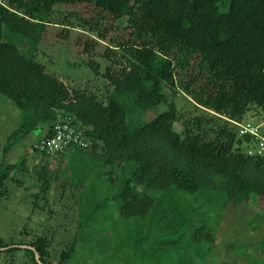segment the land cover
Segmentation results:
<instances>
[{"label":"trees","instance_id":"obj_1","mask_svg":"<svg viewBox=\"0 0 264 264\" xmlns=\"http://www.w3.org/2000/svg\"><path fill=\"white\" fill-rule=\"evenodd\" d=\"M8 2L0 4V96L19 115L1 148L0 202L8 193L7 174L23 163L10 160L11 150L37 129L44 132L33 144L50 134L60 113L73 116L92 141L52 157H68L70 182L80 188L77 229L60 264L126 237L102 225L109 208L137 230L135 240L120 239L136 247L131 256L152 264H212L216 234L231 206L258 201L261 211L249 227L264 224V152H248L256 138L241 134L237 124L253 106L264 114V0ZM57 4L83 5L91 17L78 18L99 29L101 39L126 18L127 35L110 38L105 51L120 64L117 70L107 66L114 87L104 98L88 86L69 85L35 58L48 26L60 23L53 17ZM16 34L22 46L13 40ZM120 48L122 59L113 58ZM168 89L182 90L213 112L175 130L179 114ZM161 104L167 108L141 117ZM21 244L35 246L52 264L37 241L0 237V253L24 251L40 264ZM224 245L245 264H264V235L257 243L235 238Z\"/></svg>","mask_w":264,"mask_h":264},{"label":"rangeland","instance_id":"obj_2","mask_svg":"<svg viewBox=\"0 0 264 264\" xmlns=\"http://www.w3.org/2000/svg\"><path fill=\"white\" fill-rule=\"evenodd\" d=\"M54 9L53 17L60 23L48 26L36 46L35 58L69 85L88 86L101 97H105L114 87L107 76V66L111 65L113 70H117L120 64L119 61L111 63L105 51L113 44L110 38L119 40L122 34L127 35L128 29L124 28L126 18L117 19L114 29L107 32L106 39H101L99 29L85 25L78 18L80 15L91 17V12L83 5L57 4ZM13 40L21 46L24 43L18 34L13 36ZM117 51L116 55L112 53L111 56L120 60L122 49ZM168 90L169 101H173L178 109L179 119L175 120L174 128L179 132H182L183 124L188 119L213 112L197 105L180 89ZM166 108V104H161L142 113L141 117L148 120ZM18 115L19 111L12 101L0 96V153L6 135L18 121ZM244 120L264 124V114L253 106L245 114ZM43 132L44 129H37L29 139L16 146L9 154L12 162L23 163L22 166L15 165L7 174L8 193L0 202V237L6 241H37L44 248L48 260L52 264H60L59 261L69 249L77 229L80 188L70 182L72 168L67 156L50 158L34 150V140ZM262 132L264 133V125ZM256 144L253 142L248 148H255ZM50 177V184L47 185L46 178ZM256 211H261L258 201L229 208L216 234L214 251L210 256L212 264H245V259L239 257L231 248L225 247L224 241L236 238L252 243L259 242L264 235V224L250 228L248 223ZM116 216L114 209H107L106 221L102 225L106 229L112 228L115 235L126 237L110 238L113 242L111 246L96 245L89 253L82 250L64 264H152L139 256L135 257L134 254L131 256L130 250L135 252L136 247L120 239L135 240L136 237L132 235L137 230L130 225L124 226L123 221ZM149 246L151 245L144 244L143 248L147 249ZM139 248H142L141 244ZM256 249L257 247L254 250ZM256 253L261 255L262 251L257 249ZM150 258L151 256L146 259ZM0 264H32V259L24 251L2 252Z\"/></svg>","mask_w":264,"mask_h":264},{"label":"built area","instance_id":"obj_3","mask_svg":"<svg viewBox=\"0 0 264 264\" xmlns=\"http://www.w3.org/2000/svg\"><path fill=\"white\" fill-rule=\"evenodd\" d=\"M0 4L9 7L8 0H0ZM240 127V133H250L256 138V147L249 148V153L264 152V133L262 132L263 123H253L251 121L237 122ZM92 141L74 122L73 116L60 113L55 122L52 132L37 142L34 150L53 157L63 153L74 146L89 147Z\"/></svg>","mask_w":264,"mask_h":264},{"label":"water","instance_id":"obj_4","mask_svg":"<svg viewBox=\"0 0 264 264\" xmlns=\"http://www.w3.org/2000/svg\"><path fill=\"white\" fill-rule=\"evenodd\" d=\"M20 246H22V247H29V248H32V249L34 250V252H35V258H36V260H37L40 264H46L45 262H43V261L41 260V258H40V254H39L38 250L36 249V247H34V246H30V245H27V244H21Z\"/></svg>","mask_w":264,"mask_h":264}]
</instances>
